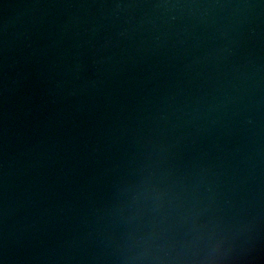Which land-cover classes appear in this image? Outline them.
I'll return each mask as SVG.
<instances>
[{
  "label": "water",
  "instance_id": "water-1",
  "mask_svg": "<svg viewBox=\"0 0 264 264\" xmlns=\"http://www.w3.org/2000/svg\"><path fill=\"white\" fill-rule=\"evenodd\" d=\"M0 264H264V0H0Z\"/></svg>",
  "mask_w": 264,
  "mask_h": 264
}]
</instances>
